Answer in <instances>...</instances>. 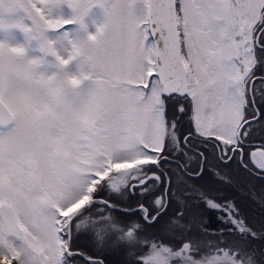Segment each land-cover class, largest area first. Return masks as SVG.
Returning <instances> with one entry per match:
<instances>
[{
	"label": "snow or ice",
	"instance_id": "snow-or-ice-1",
	"mask_svg": "<svg viewBox=\"0 0 264 264\" xmlns=\"http://www.w3.org/2000/svg\"><path fill=\"white\" fill-rule=\"evenodd\" d=\"M13 28L56 70L0 41V264H264V0H0Z\"/></svg>",
	"mask_w": 264,
	"mask_h": 264
},
{
	"label": "rangeland",
	"instance_id": "rangeland-1",
	"mask_svg": "<svg viewBox=\"0 0 264 264\" xmlns=\"http://www.w3.org/2000/svg\"><path fill=\"white\" fill-rule=\"evenodd\" d=\"M62 16L65 19H71L73 16V11L70 9L66 4L62 5L60 8L55 9L53 11V16ZM104 20V13L103 9L99 6L93 7L89 14L84 18V23H86L89 27V31L95 30V23H101ZM67 30L70 33V39H77L82 33L78 30V25L72 24L67 26ZM48 37L54 41H56V48L62 55H66L63 49L67 46V41L63 40L62 32H48ZM0 41H7L10 45L16 46L20 45L23 46L25 49V58L26 59H37L43 61V63L38 67L37 71L42 72L45 74H51L56 69L52 67L55 63L54 57L48 55L45 56L43 52L39 49V44L37 41L33 40L30 44L26 40L25 34L16 28L11 29L9 32L0 31ZM69 70L71 71H78L77 69V62H73L72 65L69 66ZM83 203V202H82ZM79 206V205H78ZM77 206V207H78ZM75 208L70 209V211H74Z\"/></svg>",
	"mask_w": 264,
	"mask_h": 264
},
{
	"label": "trees",
	"instance_id": "trees-1",
	"mask_svg": "<svg viewBox=\"0 0 264 264\" xmlns=\"http://www.w3.org/2000/svg\"><path fill=\"white\" fill-rule=\"evenodd\" d=\"M215 179L216 178L214 176H205L204 180L201 181L200 183H203V184H206V185L207 184H212L215 181ZM253 183H255V182H253ZM258 190H259V185L257 184L256 185V191H258ZM246 192H247V188H244V189H242L238 193L239 199L241 201H244L245 200V193ZM246 202L248 203V205H249L250 208H252L253 210H255V208H256V205L255 204H253L250 200H247Z\"/></svg>",
	"mask_w": 264,
	"mask_h": 264
},
{
	"label": "flooded vegetation",
	"instance_id": "flooded-vegetation-1",
	"mask_svg": "<svg viewBox=\"0 0 264 264\" xmlns=\"http://www.w3.org/2000/svg\"><path fill=\"white\" fill-rule=\"evenodd\" d=\"M259 142H260L259 140L256 141L257 144H258Z\"/></svg>",
	"mask_w": 264,
	"mask_h": 264
},
{
	"label": "clouds",
	"instance_id": "clouds-1",
	"mask_svg": "<svg viewBox=\"0 0 264 264\" xmlns=\"http://www.w3.org/2000/svg\"><path fill=\"white\" fill-rule=\"evenodd\" d=\"M85 39H86V36H85Z\"/></svg>",
	"mask_w": 264,
	"mask_h": 264
}]
</instances>
